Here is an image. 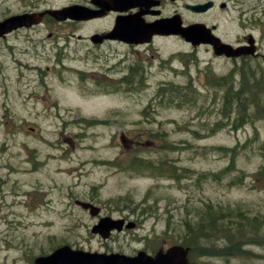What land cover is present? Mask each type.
<instances>
[{"label":"rangeland","instance_id":"374dc122","mask_svg":"<svg viewBox=\"0 0 264 264\" xmlns=\"http://www.w3.org/2000/svg\"><path fill=\"white\" fill-rule=\"evenodd\" d=\"M17 1L0 0V20L8 10L5 3L14 10ZM259 2H229L214 21L224 42L235 46L250 34L257 40L252 63L262 71L256 89L263 113L252 117L228 112L230 104L223 108V83L214 81L229 77L230 85H237L239 76L232 72L241 60L236 65L208 47L193 50L179 38L157 41L151 52L115 44L89 53L78 37L68 41L70 28L87 36L109 27L101 21L44 24L0 39V264H28L66 244L128 254L168 247L182 241L185 226L201 221L209 205L218 215L261 214L264 234V183L253 177L264 162L258 150L264 146V6ZM181 51L173 66L163 62ZM88 55L99 65L80 59ZM59 56L67 67L57 72L53 63ZM163 86L190 87L204 103L176 105L170 94L155 102ZM203 89L211 99L204 100ZM245 103L253 104L252 95ZM151 132L166 133L170 146L165 136ZM133 162L153 172L162 165L164 173L138 175L129 169ZM231 166L244 172L241 179L236 170L225 173ZM75 200L94 202L107 216H129L139 227L108 242L92 238L94 222ZM234 245L237 255L249 249L256 264H264V240L243 249L245 243ZM210 259L199 256L197 264L225 263L218 254Z\"/></svg>","mask_w":264,"mask_h":264},{"label":"trees","instance_id":"16d2710c","mask_svg":"<svg viewBox=\"0 0 264 264\" xmlns=\"http://www.w3.org/2000/svg\"><path fill=\"white\" fill-rule=\"evenodd\" d=\"M253 59H244L242 64L240 65L239 70H235L232 72V77L239 76V81L236 84L230 85V81H228L229 77H216L214 81H220L222 84L223 90H221V102H223V108L229 107L228 112L230 111H238L239 113L247 112L252 117L253 114H261L262 110V102L260 101L259 93L257 92L256 87L260 83L261 70L257 68L252 63ZM207 82L210 81L209 77L206 79ZM128 83V81H127ZM210 84V83H209ZM159 90L161 93L160 97L154 99L155 102L164 97V95H172V103L176 105H184L188 104V106L199 107L204 102H200L199 94H194L191 91V88H181L180 90H166V87ZM202 95L205 96L204 100L211 99L213 95H207L205 90L201 91ZM185 95V98H184ZM252 95L253 104L247 105L245 103L246 97ZM159 99V100H158ZM225 102V103H224ZM256 106H255V105ZM260 108V109H259ZM146 112V111H145ZM194 133H196L193 130ZM149 133L154 137L165 136L166 145L170 146L169 137H167L166 133ZM254 149L253 146L250 147ZM259 153L263 157L264 160V146L261 145L259 148ZM167 160H171L169 155H165ZM137 159L139 158L136 156ZM234 165V164H233ZM130 167L134 168H143V172H146L145 169L148 167L143 164H136L135 162L130 164ZM236 170L239 172L237 176L238 179H241L242 174L244 172L238 169H233V166L226 169L225 173L228 175ZM255 177L259 181H264V162L261 164L257 172H255ZM205 214L203 219L195 224H187L185 226L187 228L188 240L186 245L191 248V257L193 262L195 263L198 259V256L201 258L207 257L208 259L216 257L218 254L220 258H223L224 264H232L233 261L237 260L234 264H256V255L253 254L252 250H244L243 248L252 243L259 244L264 240L263 233L261 231L262 228V218L263 216L260 214L250 216L248 211L244 213L240 212L239 214L225 215L219 214L218 211L212 208L210 205L208 207H204ZM263 238V239H262ZM245 243L242 247L245 254L237 255L236 254V245H241ZM223 245L222 248L218 247ZM234 245V248H233ZM232 249L231 251H229ZM211 260V259H210Z\"/></svg>","mask_w":264,"mask_h":264},{"label":"flooded vegetation","instance_id":"af4514ba","mask_svg":"<svg viewBox=\"0 0 264 264\" xmlns=\"http://www.w3.org/2000/svg\"><path fill=\"white\" fill-rule=\"evenodd\" d=\"M106 1L110 0H52V3H50V1L48 0H18L15 3V8H13L14 10L10 8L12 3H5L8 7V10L4 17L7 18L16 15L34 14L43 12L47 9L60 10L66 7L77 6L83 9L96 11L98 14H102V16L100 18H95L86 22L68 19L65 22L66 25H68L69 23L73 25H88L94 22L109 21V27L99 29L98 31L94 32L100 33V35H102V37L99 38L100 40H102L101 43H94L91 36L92 34L84 37L79 36V39L85 42L84 44L87 50H105L113 48L115 44H123L134 50H146L149 52L154 49V43L136 46L120 42V40L117 39H108L106 36L114 28L113 26L115 21L120 17H123L126 20H133L141 31H148L152 28H158L163 26L164 24H167V21H169V19H172V17L178 15L180 17V20L182 21L183 26L204 24L212 28L217 33L218 25L216 22H214L216 20L215 17H218L220 10L224 11L228 8L229 2L235 3V0H118L119 3H115L113 1L107 2L108 5L112 8L111 10H109L108 7H103L102 5H100L101 3ZM208 4L211 5L207 10L199 12L194 9V7H201ZM259 4L264 6V0H260ZM114 8H117V10H114ZM209 17H212L211 22L205 20ZM45 19L51 20V17L47 15ZM19 31H23V29ZM162 33L163 32H159V34ZM69 37L74 38L75 31L73 32V34L70 33ZM153 38V41L156 39H168V37L161 35H155ZM245 43L246 39L244 37V39L240 40V43H238V45H242ZM99 56L102 60L106 59L103 54H99ZM87 58H90L89 60H92L94 63H97L99 60L98 58L90 57L89 55L85 59ZM60 63L65 66L64 61H61ZM123 234L126 233L123 232L114 234L111 239L115 235L121 236ZM108 241L109 240H107L106 242Z\"/></svg>","mask_w":264,"mask_h":264},{"label":"water","instance_id":"95a60500","mask_svg":"<svg viewBox=\"0 0 264 264\" xmlns=\"http://www.w3.org/2000/svg\"><path fill=\"white\" fill-rule=\"evenodd\" d=\"M76 12L75 9H66L64 11L50 12L59 21H63L68 17H72ZM80 16L81 19H89L94 17L87 11ZM44 16V13L37 15H23L10 18L0 23V36L9 33L20 27H30L33 24L39 23ZM123 22L118 20L117 27L114 33L110 34V37L120 38L129 43L137 42L138 36L134 35L131 30H127V27H123ZM167 29L168 33L180 34L187 41L192 43L193 46H199L201 44H210L213 46L217 55H226L227 57H238L243 54H253L255 52L254 47H240L234 49L231 45L223 43L219 38L212 34L210 29L202 24L192 25L186 28L177 25L175 22ZM119 32V33H118ZM140 41V40H139ZM249 43L254 45V41L250 40ZM85 209H90L93 216H96L100 210L94 207L92 204L77 202ZM122 221L113 220L110 217L103 218L99 225L94 228L95 233H100L107 238L111 231L114 229L120 230L122 228ZM189 251L182 246H173L167 253L160 252L155 258L149 257L144 253L136 258H128L122 255H101L91 254L83 251H73L70 247L66 246L57 250L54 254L48 257H41L36 260V264H190L188 258Z\"/></svg>","mask_w":264,"mask_h":264}]
</instances>
